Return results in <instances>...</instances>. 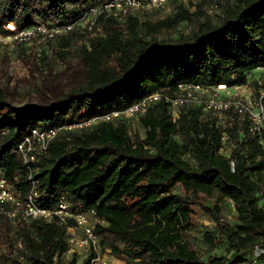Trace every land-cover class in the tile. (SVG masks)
Listing matches in <instances>:
<instances>
[{
  "label": "trees",
  "instance_id": "16d2710c",
  "mask_svg": "<svg viewBox=\"0 0 264 264\" xmlns=\"http://www.w3.org/2000/svg\"><path fill=\"white\" fill-rule=\"evenodd\" d=\"M109 1L0 0V33H12L9 23H72L83 6ZM167 5L123 16L103 9L97 28L74 25L46 40L39 59L58 56L70 73L51 98L18 104L0 85V176L22 203L93 210L102 249L127 264H264V125L251 133L232 108L220 117L162 97L131 118L67 127L156 90L176 96L179 83L264 91V0ZM50 127L60 131L47 151L24 163L15 151L24 135ZM195 210L210 222L196 226ZM73 224L0 212V261L89 264V248L63 256Z\"/></svg>",
  "mask_w": 264,
  "mask_h": 264
},
{
  "label": "built area",
  "instance_id": "2783aa9c",
  "mask_svg": "<svg viewBox=\"0 0 264 264\" xmlns=\"http://www.w3.org/2000/svg\"><path fill=\"white\" fill-rule=\"evenodd\" d=\"M169 0H111L101 6L85 5L81 12L75 18L74 22L61 25L47 26L43 23L15 30L10 27L13 39L25 41L37 38L38 42L45 43L46 40L54 39L56 36L70 30L74 25L87 27L89 30L97 28V21L100 12L103 9L113 12L116 16H123L130 11L164 9L167 11ZM188 2L190 0H179ZM179 93L176 96L164 94L160 90L153 91L129 105L112 110L107 113L95 115L77 123L68 125L67 127H83L90 126L100 120H110L115 117L123 116L131 118L136 114L144 113L147 107L164 97L172 107L183 104H195L201 106L204 111L212 112L222 117L226 111L232 108L240 119L249 120L251 133L258 132L264 125V107L262 99L264 91H260L259 95L254 96L253 88L247 89V84L232 86L235 90L234 94L228 90L230 87L225 84H217L207 86L200 82L179 83L177 85ZM247 87V88H246ZM245 92V94H244ZM247 93V94H246ZM177 117V113L173 114V118ZM60 128L50 127L46 129L33 128L26 133L18 144L16 152L21 156L24 163L34 161L39 155L45 153L50 142L58 134ZM10 202L11 208L7 209L6 204ZM27 217H41L50 219L52 216L58 217L62 222H67L69 218L74 220V224L68 227L70 235V248L63 254L68 259L75 252L80 254V250L89 248L92 250V257L89 264H112V257L107 253L109 249H102L99 244V238L93 231L91 219L94 215L93 210L89 211H71L70 205L65 200H60L52 208H43L37 206L32 198L22 203L16 199L10 185L3 176H0V212L6 213L10 217H14L18 210ZM22 243L19 242L18 246ZM110 253V252H109ZM56 260V257H54ZM0 264H8L0 261ZM125 264V263H120ZM235 264H257L255 261L242 262Z\"/></svg>",
  "mask_w": 264,
  "mask_h": 264
},
{
  "label": "rangeland",
  "instance_id": "374dc122",
  "mask_svg": "<svg viewBox=\"0 0 264 264\" xmlns=\"http://www.w3.org/2000/svg\"><path fill=\"white\" fill-rule=\"evenodd\" d=\"M5 29L11 31L7 25ZM45 47L46 44L38 42L37 38L18 41L13 39L10 33H0V85L10 90L13 100L18 104L28 99L37 101L51 98L54 91L64 89L68 84L70 73L58 56L50 55L45 64L39 59L40 51ZM250 73L247 75L248 79H251L256 72ZM247 87V89L252 88L250 84H247ZM228 90L232 94L235 92L233 87ZM177 190L183 191V187L179 185ZM225 214L227 218L235 220L233 212L226 211ZM193 221L199 227L202 223L210 222L201 210H195ZM93 222L92 220V224ZM107 253L112 257V264H127L124 259ZM259 253H261L259 250L256 251L254 256Z\"/></svg>",
  "mask_w": 264,
  "mask_h": 264
},
{
  "label": "bare ground",
  "instance_id": "6f19581e",
  "mask_svg": "<svg viewBox=\"0 0 264 264\" xmlns=\"http://www.w3.org/2000/svg\"><path fill=\"white\" fill-rule=\"evenodd\" d=\"M10 27H13V24L12 23H9Z\"/></svg>",
  "mask_w": 264,
  "mask_h": 264
}]
</instances>
